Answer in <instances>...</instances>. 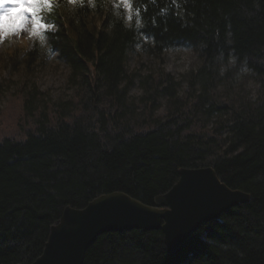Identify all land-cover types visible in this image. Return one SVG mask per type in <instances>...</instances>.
I'll return each mask as SVG.
<instances>
[{"label":"trees","instance_id":"obj_1","mask_svg":"<svg viewBox=\"0 0 264 264\" xmlns=\"http://www.w3.org/2000/svg\"><path fill=\"white\" fill-rule=\"evenodd\" d=\"M55 1L41 10L55 25L46 38L74 91L52 101L35 84L6 90L15 106L0 110L13 123L0 131V264L38 258L65 207L114 192L151 205L179 169L207 166L249 203L171 253L159 230L102 234L83 264H264V0H130L129 20L105 0ZM137 47L158 59L186 47L199 63L184 88L158 69L130 98L138 75L126 62ZM241 69L260 86L255 101L228 95Z\"/></svg>","mask_w":264,"mask_h":264},{"label":"water","instance_id":"obj_2","mask_svg":"<svg viewBox=\"0 0 264 264\" xmlns=\"http://www.w3.org/2000/svg\"><path fill=\"white\" fill-rule=\"evenodd\" d=\"M178 176L151 205L114 192L81 209L65 207L50 227L42 254L31 264H83L86 250L100 235L130 230L161 231L171 253L202 224L250 201L249 194L220 181L212 166L181 168Z\"/></svg>","mask_w":264,"mask_h":264},{"label":"rangeland","instance_id":"obj_3","mask_svg":"<svg viewBox=\"0 0 264 264\" xmlns=\"http://www.w3.org/2000/svg\"><path fill=\"white\" fill-rule=\"evenodd\" d=\"M106 5L113 4L114 7L124 5L122 0H105ZM129 20V10H126ZM91 26L98 25V17L93 14L89 19ZM31 25L27 30L19 34H13L0 42V83L3 85L4 92L0 97V110L7 112V107L14 105L6 98V90L13 91L19 88L21 84H35L41 92L45 93L46 98L57 101L68 99L74 91V88L68 83L69 69L66 63L59 57L58 53L51 50L46 32L53 28L41 29L40 35L30 34ZM147 43L146 39H143ZM31 51L34 54L28 56ZM199 63L194 52L186 47L165 51L158 59L155 56L147 54L143 48L137 47L131 53L126 62L128 73L138 75L134 85L129 91L130 98H137L141 95L140 80L158 69L171 74L175 80L184 88L183 76L188 72L195 70ZM231 89H228L230 98H239L245 96L249 100L255 101L260 94L259 84L250 76V74L241 69L231 80ZM224 87L218 88L219 94L223 93ZM230 91V92H229ZM230 93V94H229ZM163 108L159 112H162ZM13 126L8 122L6 115L0 118V131L6 132ZM4 134V133H0Z\"/></svg>","mask_w":264,"mask_h":264},{"label":"snow or ice","instance_id":"obj_4","mask_svg":"<svg viewBox=\"0 0 264 264\" xmlns=\"http://www.w3.org/2000/svg\"><path fill=\"white\" fill-rule=\"evenodd\" d=\"M67 2L75 6L78 2L82 3V0H67ZM122 3L131 10L130 0H122ZM52 6L53 0H0V42L13 34L27 30L29 24L30 34L40 35L43 40L40 30L51 28L52 25L44 23L40 13L42 9H51ZM136 17L139 25V10L136 11Z\"/></svg>","mask_w":264,"mask_h":264}]
</instances>
